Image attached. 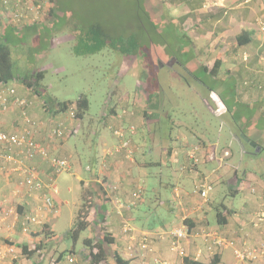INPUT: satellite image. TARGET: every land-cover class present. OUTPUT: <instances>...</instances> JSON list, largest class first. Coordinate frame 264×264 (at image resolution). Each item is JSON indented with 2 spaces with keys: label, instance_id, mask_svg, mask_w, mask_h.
I'll return each mask as SVG.
<instances>
[{
  "label": "crops",
  "instance_id": "1",
  "mask_svg": "<svg viewBox=\"0 0 264 264\" xmlns=\"http://www.w3.org/2000/svg\"><path fill=\"white\" fill-rule=\"evenodd\" d=\"M262 1L158 0V8L162 5L160 18L163 24L164 22L167 24L168 21L172 22L189 39V43L197 45L196 51L192 52L191 61L181 65V68L185 69V72L190 71L195 75V77L190 75V78L197 85L205 87L207 90L210 88V94H216V97L225 108L224 113L213 114L215 119L212 120V123L216 121V118L219 119L215 129L214 127H210V129L207 127L191 130L192 133L189 135V142L192 144L198 143L203 150V159L198 168L199 174L208 179L214 176L216 185L213 186L219 187L216 195L219 192L222 195L223 190L225 193L224 188H226V194L228 195L234 196L238 193L243 195V202L239 210L231 212L218 201L212 199L213 204L210 209L212 213L205 214L193 209L192 205L196 200L189 196L184 185L180 184L179 189H174L176 192L175 197L177 198V195H179L181 202H178L179 206L176 210H169V213L174 214L177 220L175 227L179 226L184 218L189 219V224L192 227L191 232L189 239L183 242L186 254L187 257L202 264H264V259L255 263H239L234 259L233 251L230 248L215 249L214 254H209L207 247L205 251L200 249L201 247L197 244L195 238L197 236L201 238V234L204 232H211L217 236L235 240L239 245L242 242L246 245H252L261 237L259 231L251 228L250 221L260 203H264V6ZM1 27L4 30L5 26ZM180 64L178 63V65ZM214 65H216V68H214ZM204 70H206L205 74ZM10 85L15 89L16 96L33 102L32 107L28 109V115L35 121L47 124L51 120L62 116L61 114L54 115L51 107L48 104L45 105L37 95L31 94V91L21 82H12ZM137 85L138 83L136 87ZM145 88L146 85L142 86V89L145 90ZM41 91L43 90L41 89ZM37 98L39 99L37 100ZM124 99L128 102L127 96L122 97V100ZM129 104H131L133 111L140 106H144L141 100L129 101ZM111 107L109 106L106 110L107 114L104 113L106 123L111 122L112 119L115 120L114 122L120 121L117 120V117H113L112 114L116 112ZM19 111L16 106H11L1 119L0 130L7 133L21 132L23 125L19 117ZM133 111L132 114H134ZM234 113L237 114L234 115ZM134 119L135 117L132 116L126 121ZM235 120L236 123H234ZM235 124L243 131L242 134H239L242 141L236 136L238 129H234ZM71 125L75 131L71 135H66L61 142L50 143L45 138V132L36 134L35 139L42 144L48 143L50 155L61 156L67 151L66 142L68 139L76 136L78 132L77 122L71 121ZM134 136L131 141L132 158L129 159V171H126L125 166L116 160L120 159L118 156L124 155L123 152L115 155L112 151V144L110 145L109 142L97 138V142L94 143L93 156L87 168L88 172H91L89 181L105 188L106 195L100 200L98 199L97 204L92 209V213L95 214L96 212L93 222L104 221L108 228L107 231L112 233L111 237H118V240L122 242L123 236L121 230H119V220L117 216H112L106 207L109 199L112 200L113 204L114 198L122 199L125 194L129 197L130 193L142 187L140 181L136 179L137 173L140 175V170L137 166L138 161L135 160L138 148ZM178 139L176 137V140ZM175 143L173 151H178L180 163L174 164L171 161V156H169L172 168L175 166L176 170L174 168L173 170L178 174L174 178L175 181L177 179L181 182H195L196 174L179 170L180 164L184 161L183 148L180 147L182 144H178L177 141ZM256 148L259 150L256 151ZM224 152H228L229 156L224 158ZM261 153L263 154L260 155ZM250 159L253 160V163ZM260 162L262 164L260 168H257L254 163L259 164ZM185 164L187 165V163ZM32 165L36 168L37 175L43 182L55 178V174L52 173L47 164L36 160ZM69 165L71 169L70 162ZM9 173L8 171H0V209L14 206L21 214L28 213L35 204H39L40 195L35 194L31 198L25 195L24 192L20 195H14L16 179L14 175ZM114 186L117 187L116 190L112 189ZM253 189L255 193H252ZM52 196L57 204V198L53 194ZM113 206L115 208L114 204ZM215 208L216 212L220 210L225 215V223L216 228L211 221ZM116 213L118 212L116 211ZM49 220L46 231H50L49 223L52 218ZM126 220L131 221V227L137 237L145 233L152 235L151 244L154 247V252L153 255L147 257V264H154L152 262L153 257L164 260L167 264H182V258L169 251L168 241H160L156 238L157 233L170 230L167 227L168 221L157 223L153 221L152 225L151 221L143 220L139 214ZM41 229L42 227L32 226L31 233L23 235L20 233L19 223L12 231H7L0 223V247L13 245L18 251H21L23 246H27L28 250H34L37 247L36 241H38L36 243H42L38 239L41 236L38 234ZM125 241L127 243V239ZM71 253L74 254V252ZM84 255L86 253L81 252L76 255L78 264H88ZM133 255L135 261L142 264L139 252L136 251ZM59 260L61 264H66L65 262L62 263L63 257ZM27 263L38 264L33 259H27L23 253L18 262H6L5 264Z\"/></svg>",
  "mask_w": 264,
  "mask_h": 264
},
{
  "label": "rangeland",
  "instance_id": "2",
  "mask_svg": "<svg viewBox=\"0 0 264 264\" xmlns=\"http://www.w3.org/2000/svg\"><path fill=\"white\" fill-rule=\"evenodd\" d=\"M58 5L62 10V14L66 15V21L60 20L61 23H57L56 29H53L50 33L40 31L39 36L38 34L30 38L26 36V39H24L26 46L24 48L17 47L15 43L13 44V58L15 67L19 73L24 70L31 71L33 69H41L45 72V77L40 83L44 95L57 102L75 101L80 96H84L89 103L88 111L84 114L83 119L77 122L78 132L76 136L69 138L66 142L67 151L61 156L50 155L51 157L67 160L71 164V169H69L70 171H62L60 174H55V178L53 179L55 186L53 195L57 198L56 202L58 205L55 202L54 204L58 206V212L57 216L49 223L50 231H43V234L38 238L40 239L39 242L42 243L35 242L36 246H39V250H37L32 259L38 264L58 263L59 256L64 252V257L70 253L69 251H73L76 255H79L80 252L87 253L86 248L82 244L83 240L87 237L99 240L102 233L112 236V233L107 231L108 228L104 224V221L93 222L96 212L94 214L91 210L88 220L93 225L91 229L81 234L75 244L69 238L59 239L76 226V215L81 206L79 179L85 180L90 178L91 172H88L87 168L93 156L94 143L97 142L96 138L109 142L110 145H113L114 150L117 147L118 139L113 136L111 128L118 127L120 124L129 127L134 126L135 128L134 141L138 148L135 160L138 161L137 166L140 170V175L137 173L136 179L140 181L143 191L140 200L133 207L122 209L119 213H116L117 210H115L112 200L109 199L106 208H108L112 216H117L119 230H121L124 220L130 224L131 221L129 222L126 219L137 216V214L141 215L143 220L147 222L151 221L152 225L154 222L168 221V229H171L173 225L175 227L177 220L174 214L169 213V209L176 210L177 206H179V200L175 197L176 192L174 189H179L181 187L180 184L184 185L189 196L195 198L194 204L199 202L193 193L195 182H181L174 179L178 174L174 171L176 167L173 166V170L169 157H166L165 154L168 142L166 141L167 133L164 127L161 128L160 124L158 125L152 120H147L143 116V110L146 109L148 103L146 102V91L142 89V86L149 83L151 79L147 69L139 66L135 61H124L117 54L108 50L91 56H77L75 52L77 47V40L76 38L74 39L75 32L73 30L77 23L75 18H78L80 23L99 24L110 34H120L122 32L129 35L132 32L138 33L135 18L140 16L143 20L145 16L144 12H146L148 19L151 18L159 24L158 31L160 32L163 29V25H165V22L163 24L160 18L162 5L158 8V0H59ZM176 29L179 30L177 27ZM180 34L184 35L183 33ZM165 35L167 42L172 45L174 40H176L175 37L167 33ZM27 41L29 44H32L30 48L27 46ZM20 43L24 44L23 40H20ZM183 44L185 47L182 54L184 55H180L179 61L186 63L184 56L188 54L190 62L192 52L196 51L197 45L194 43L186 44L185 41ZM156 47L162 53L164 59L160 63V69H158L160 75L157 74L161 78L158 83V90L162 89L163 99L160 111L162 110L161 114L163 118H166L168 115L175 118V125L171 132L172 140L168 145L173 149L176 144L175 142L177 141L179 144L183 136L190 137L191 130L205 129L207 127L209 129L210 127H214L215 129L216 123H219V119L216 118V121L212 123L215 117L206 104L211 106L214 113H216V107L211 102L210 92L205 87L197 85L191 80L189 73H186V70L184 69V71L181 68L183 64L178 65L174 59L171 65H169L170 60L173 58L167 56L166 48H162L159 45ZM38 48H40V51L36 50ZM156 60H153L154 64ZM142 75L146 77L144 81L140 80ZM10 84L12 82L8 83L9 86H12ZM137 92L139 93L138 95L136 94ZM124 96H127L128 102L125 99V102L122 100ZM136 100H141L144 106H140L133 111L129 101L134 102ZM109 106H112L111 108L116 112L112 114L114 115L113 117L118 116L121 110H125V117L121 118L118 122H114L115 120L112 119L111 122L106 123L107 120L104 119V113L107 114L106 110ZM132 111L134 114H132ZM132 116L135 119L127 122L126 120L132 118ZM192 117L196 120L193 121ZM126 137H129V135L127 134ZM176 137L179 139L176 140ZM180 147L182 148V145ZM130 149L131 142L128 147V150ZM123 154L118 156L120 159L116 160L125 166L126 171H129V159L132 156L126 157V152ZM250 160L253 163V160ZM254 161L256 160L254 159ZM156 164L158 165L156 166ZM254 164L257 168H260L262 163L260 162V165L258 163ZM213 177L206 180L212 184V190L208 195L209 198L206 203L202 204L201 209L197 211L205 214H208V212L212 213L210 209L213 200L218 201V203L231 212L239 210L243 202L242 193L231 196L226 194L227 191L224 188L225 193L223 190L222 195L219 194L220 192L216 195L219 187L213 186L216 185ZM127 200L128 197L125 194L122 201L127 203ZM211 221L215 228L219 227L213 215ZM121 235L123 236V242L118 240V237H113L114 244L109 248L110 252H117L124 259L130 260V264H136L137 261L133 257L136 250L132 254H128L125 250V245L127 244L125 240L127 237L122 233V230ZM145 235L148 237L151 253L145 254V260L141 258L142 264H147V257L153 255L154 252V247L151 244L152 235L148 233H145ZM135 237L139 238L136 235ZM159 237L160 234L157 233V239L160 241L167 240L166 238L161 239ZM195 238L197 244L201 247L200 249L205 251L206 244L203 240L199 236Z\"/></svg>",
  "mask_w": 264,
  "mask_h": 264
},
{
  "label": "built area",
  "instance_id": "3",
  "mask_svg": "<svg viewBox=\"0 0 264 264\" xmlns=\"http://www.w3.org/2000/svg\"><path fill=\"white\" fill-rule=\"evenodd\" d=\"M264 6V0L262 1ZM51 4L47 0H0V24H8L14 28H23L43 22L49 15ZM211 102L216 107V113H224L225 108L215 94H211ZM33 103L25 98L16 96V91L13 87L6 84H0V123L3 115L11 106L19 108V117L23 125V130L19 133H7L0 130V171L10 172L16 179L14 195L25 193L29 198L35 194L40 195L39 204H35L28 213L21 214L14 206H8L0 209V223L3 224L7 231L14 230L18 223L20 233L29 235L31 227H44L57 216L58 206L54 204L53 190L55 189L53 179L48 182H43L37 175L36 168L32 163L39 160L45 163L51 169L53 174H60L62 171H69L70 165L67 160L51 157L49 154V145L42 144L35 139V135L39 132H45V138L50 143L61 142L66 135H71L75 129L71 125L74 120V110L71 109L66 114L51 120L49 123L35 121L28 115V109ZM75 109V108H74ZM125 110L116 116L120 120L125 117ZM65 117V118H63ZM76 122V121H75ZM113 136L118 139L117 147L112 150L113 153L126 152L128 157L131 151L128 147L131 138L135 134L134 126H126L120 124L118 127L111 128ZM129 137H126V135ZM131 136V138H130ZM183 162L180 164L179 170L187 172L192 170V166H196L200 162L201 147L196 145H183ZM127 150V151H126ZM224 158L229 156L228 152H224ZM171 161L174 164H179V153L174 150L171 154ZM187 163L188 165H186ZM116 190L117 187H112ZM211 185L205 180L195 182L194 196L198 198L193 206L194 210H200L202 204L207 202L208 195L211 192ZM255 193V190H252ZM142 195V187L137 188L129 194L127 203L122 199L114 198L113 204L117 212L122 209H129L140 200ZM179 203L181 197L177 195ZM186 219V218H184ZM183 219V220H184ZM250 226L253 230L259 231L261 237L252 245L239 243L235 240H229L213 233H205L202 235V240L206 242L207 251L209 254H214L215 249L230 248L233 251L234 259L239 263H255L264 259V203H260L258 209L254 212ZM122 233L127 237L125 250L128 254H132L134 250L139 252L141 258L145 260V254L151 253L148 245V237L142 234L139 238L135 237L134 230L127 221L122 222ZM161 239L166 238L169 242V251L176 254L180 258L186 257V250L183 241L187 240L190 235L189 228L180 224L170 230L159 233ZM86 257V255H84ZM22 257L21 251H18L13 245H5L0 247V264L6 262H18ZM66 264H78L77 256L69 253L63 256ZM154 264H167L157 258H152ZM51 264H61L59 261Z\"/></svg>",
  "mask_w": 264,
  "mask_h": 264
},
{
  "label": "trees",
  "instance_id": "4",
  "mask_svg": "<svg viewBox=\"0 0 264 264\" xmlns=\"http://www.w3.org/2000/svg\"><path fill=\"white\" fill-rule=\"evenodd\" d=\"M48 1L51 4L48 19L39 24L26 26L23 28H14L8 24H0V84H8L9 82L19 81L31 91V94L37 95L45 105L48 104L51 107L54 115H64L71 109H73L75 113L74 120L78 122L83 119L84 114L88 111L89 108V103L84 96H80L75 101L57 102L49 98L47 95H44V93L41 91L40 83L45 77V72L43 70H24L23 72L19 73L15 67L16 65L13 58L14 43L17 47L24 48L26 46L24 40L26 39V36H29V38L32 36H36V34H38L39 36L40 31H47L48 33H50L51 31H53V29H56L55 27L57 26V23H61L60 20L66 21V15L64 16V14H62V10L58 5L59 0ZM146 14L147 13L144 12L145 16L143 20L140 16H137V18H135L138 33L132 32L129 35L123 34L122 32L120 34H110L99 24L80 23V20L78 18H75L77 23L74 26L73 30L75 32L74 39L76 38V44L78 47H76L75 52L77 56H91L98 54L104 50H108L117 54L119 57H121L120 59H123L124 61H135L138 63L139 66L146 68L148 75L151 76V79L149 83L144 84L146 85V102L148 103V106L143 111V116L147 120H152L158 125L160 124L161 128L164 127L167 133L166 141L169 145V142L172 140L171 132L175 125V118L169 115L166 118H163L161 114L162 110L160 111L163 99L162 89L158 90V83L161 78L157 76V74L160 75L158 69H160L159 65L164 59L162 53L159 52L156 46L159 45L162 46V48H166L167 56H171V58H174L177 63H181L184 65L189 62L190 59L188 58L189 55L186 54V57L184 56L186 63L183 61H179V59L181 58L180 55H184L182 54L183 48L185 47L183 42L186 40L187 44V42L189 43L190 41L185 35L180 34L181 32L176 29V25H174L172 22L163 25L162 31L159 32V24L151 18L148 19V16ZM1 26H5L4 30H2ZM165 33L175 37L176 40L171 37L174 40V43L172 45L167 42ZM20 40H23L24 44H21ZM31 45L32 44H29V42L27 41L28 48H30ZM36 50L40 51V48ZM154 59H157L155 64L153 63ZM214 68H216V65H214ZM154 71L156 72L154 73ZM205 71L206 70H204V74ZM186 73H189V75H193L195 77V75L190 71ZM141 77V81H144V78H146L143 75ZM208 92H211L210 88H208ZM206 105L208 106L211 113L215 114L214 112H212L213 110L211 109V106H209L208 104ZM235 114L237 113H234V115ZM192 119L194 121L193 117ZM236 122L237 121L235 120L234 123ZM235 128L238 129V134H236L237 138L242 141V139L239 137V134H242L243 131L236 124L234 125V129ZM188 138L189 137L187 136H183L180 139L179 143L183 145L199 146L198 143H190ZM168 145L165 148L166 157L171 156L173 152L172 147ZM202 152L200 151L199 164L196 166H192V170H187V173L190 172L196 174V181L208 179L207 177L200 175L198 171L199 165H201L203 159ZM157 165L158 164H156V166ZM209 184L212 187L211 182H209ZM80 186L81 206L76 215V226L70 232L66 233L64 237L59 238H69L72 240L73 244H75L79 240L83 232L87 231L88 229H91L93 224L88 220L89 214L97 204L98 199L100 200L105 195V188L93 181H89V179L81 180ZM213 217L215 219L216 224L223 225L225 223V215L220 210H217L216 212V208L213 211ZM181 224L186 225L189 228V231L191 232L192 227L189 224V219L186 218L182 220ZM46 230L47 226H44L38 234L41 235L43 234V231L45 232ZM205 233L211 232H204L203 234ZM204 243L207 247V243ZM82 244L83 247L87 250L86 258L88 264H130V260L124 259L117 252H110L109 248L111 247V245L114 244V239L113 237H111V235L109 236L107 234L102 233L99 240H94L91 237H87L83 240ZM37 250H39V246L36 247V249L34 250H28L27 246H23L21 251L27 259H32L33 256L37 253ZM69 252L71 253L73 251ZM63 254H61L58 259H61L64 256ZM182 264L202 263L186 256L182 257Z\"/></svg>",
  "mask_w": 264,
  "mask_h": 264
},
{
  "label": "water",
  "instance_id": "5",
  "mask_svg": "<svg viewBox=\"0 0 264 264\" xmlns=\"http://www.w3.org/2000/svg\"><path fill=\"white\" fill-rule=\"evenodd\" d=\"M172 61H174V59L170 60L169 65H171ZM159 66H161V64ZM251 145L254 146L253 144H251ZM255 150L258 151L259 149L256 148Z\"/></svg>",
  "mask_w": 264,
  "mask_h": 264
}]
</instances>
